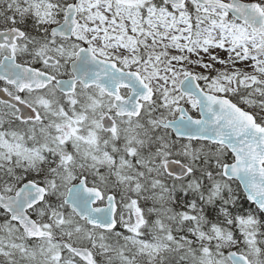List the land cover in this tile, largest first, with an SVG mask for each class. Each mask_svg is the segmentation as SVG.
Segmentation results:
<instances>
[{
  "label": "snow or ice",
  "instance_id": "obj_1",
  "mask_svg": "<svg viewBox=\"0 0 264 264\" xmlns=\"http://www.w3.org/2000/svg\"><path fill=\"white\" fill-rule=\"evenodd\" d=\"M0 264H264V0H0Z\"/></svg>",
  "mask_w": 264,
  "mask_h": 264
}]
</instances>
